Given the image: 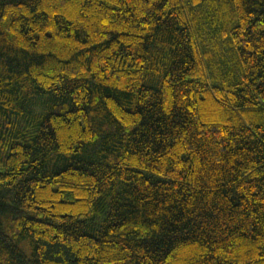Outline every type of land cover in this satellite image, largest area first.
I'll list each match as a JSON object with an SVG mask.
<instances>
[{
  "label": "trees",
  "instance_id": "trees-1",
  "mask_svg": "<svg viewBox=\"0 0 264 264\" xmlns=\"http://www.w3.org/2000/svg\"><path fill=\"white\" fill-rule=\"evenodd\" d=\"M0 264H264V0H0Z\"/></svg>",
  "mask_w": 264,
  "mask_h": 264
}]
</instances>
